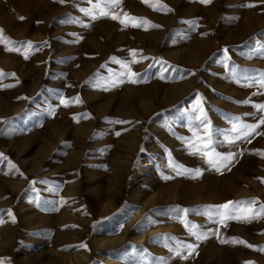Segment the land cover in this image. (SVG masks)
<instances>
[{
    "label": "rangeland",
    "instance_id": "374dc122",
    "mask_svg": "<svg viewBox=\"0 0 264 264\" xmlns=\"http://www.w3.org/2000/svg\"><path fill=\"white\" fill-rule=\"evenodd\" d=\"M91 7L0 0V261L264 264V217L215 215L228 201L264 205V125L225 139L232 117L264 114L252 107L264 87L242 79L264 72V0H120L95 20L81 11ZM203 151L233 156L217 171ZM177 241L195 251L172 255Z\"/></svg>",
    "mask_w": 264,
    "mask_h": 264
},
{
    "label": "snow or ice",
    "instance_id": "6c2138e0",
    "mask_svg": "<svg viewBox=\"0 0 264 264\" xmlns=\"http://www.w3.org/2000/svg\"><path fill=\"white\" fill-rule=\"evenodd\" d=\"M59 3L64 4L66 3V0H58ZM120 0H96L95 3H93V0H89V3L92 4V7L89 9H81L82 12L85 13V15L89 16L91 19L95 20L98 18V16L96 15V11L99 10V16L101 17H107L110 15L109 11H107L104 7H101V4L104 3L106 5H117L119 4ZM210 2V0H200V3L202 4H208ZM245 7H252L254 5L252 4H246L244 5ZM161 9L166 8L167 6L165 5H161L160 6ZM156 10V9H154ZM170 10V9H169ZM125 15H127L125 13ZM111 18L114 20H118L119 16H117L116 14H111ZM21 19H23V17H21ZM131 20H137L138 18L132 17L130 18ZM69 22H74V23H81L80 21H69ZM122 24L124 23L123 20L120 21ZM186 23H190V22H186ZM149 24V21H147L146 19H142L139 18V24H133V26H142V25H147ZM85 27H87V25H84ZM152 27H160V25H152ZM5 42V37L3 35V30L0 29V43H4ZM9 45H14V42L11 40H8L7 43L5 44V48L8 51H20L19 48H13V47H9ZM28 48H31L32 45L30 42H28L27 45ZM225 54H227L228 49L225 48L224 49ZM261 55H264V50H261ZM25 59H27V54L26 52L24 53ZM227 58V55H226ZM117 63H121L122 67H124L125 69H127L128 75L130 77H134L137 74L131 72L130 69H128L127 64H125L122 61H116ZM166 63V62H163ZM225 69L229 68V65L227 63L224 64ZM231 74H232V78L234 80H236L237 82L240 81V77L238 75V69L236 66H232L231 67ZM3 73H0V76H3ZM123 75V73L121 74ZM161 78L164 79L165 77L161 74ZM242 79L246 82H248L249 86L252 83H259L260 87H264V72L259 73V76H248V75H244L242 77ZM132 83H137L138 81L136 79H131ZM77 100L79 99L78 97L76 98ZM62 103H65L63 101V99H61ZM238 103H243V104H248L249 101L245 100L242 102H238ZM65 106H67V103H65ZM252 107L254 109H257L260 113H264V103H259V104H252ZM201 113H203V108H200ZM248 115H252L251 113H249ZM119 123H123L118 121ZM264 125V114L260 115L257 122L256 123H244L241 121L240 117H232V129L231 131L233 133H235V136H226L225 139L228 140L229 142H232L233 140L236 139H240V138H245L247 139L250 135H252L254 132H256V130L261 126ZM259 134V133H256ZM116 135H119V133H116ZM204 135L205 137H207V142L204 144L205 147H208V145L211 144V124L209 123H205L204 124ZM194 136H196L197 142L196 144H193L191 142H189V146L193 149H195V151H193L191 154H196L197 151H200L199 148V143H203V141L201 140V137L194 131ZM141 151H144V149H141ZM203 156L207 158L206 162L209 164V166L216 168L217 171H219L220 167L226 166L227 162H229L232 159L233 153H228L226 156L222 155L220 153H216L213 151L212 156H214L215 158H208L209 157V152L207 151H203L202 152ZM261 155H264V153H262ZM0 157H3V154L0 153ZM13 167H15V165H13ZM181 165H173V168L175 170H178L179 168H181ZM185 171H188L187 169H185ZM195 172L196 175L200 174V169H195L193 170ZM21 176H23V173H21ZM164 179H168L169 177L165 176L163 177ZM264 182V181H262ZM31 184H35V181H31ZM257 201L256 200H251V201H239V202H233V201H228L225 204L219 205L218 206V210L215 213V215L219 216V222L220 223H224L226 220H230V219H234V220H239V221H251L253 219H256L257 217H264V205H261L259 208H253L252 205L256 204ZM246 206V207H244ZM219 209H223V211H219ZM183 212L185 214H187L189 212L188 209H184ZM10 217L13 215L11 210H8L7 213ZM209 215H212L211 213ZM3 221L0 220V223H2ZM13 222H15V218L13 217ZM181 223H183L185 225L186 228L189 227L188 222L185 220H181ZM191 232L190 234L193 235L196 240H201L203 238H205V233H202L199 231V226L192 224L191 226ZM234 239V238H233ZM223 242V241H222ZM235 242V240H234ZM239 243H245L244 241H238ZM82 247H86L85 245H81ZM248 247H254L252 245H247ZM196 245L195 244H184L183 242H176V246L174 248H169V252L172 255L175 256H179L181 259H186L187 257H185L184 255H182V253L187 250L188 253H192L193 251H195ZM259 251H264V248H260L258 249ZM0 264H3L2 261H0ZM161 264H167L166 260H161ZM250 264V262H249Z\"/></svg>",
    "mask_w": 264,
    "mask_h": 264
}]
</instances>
